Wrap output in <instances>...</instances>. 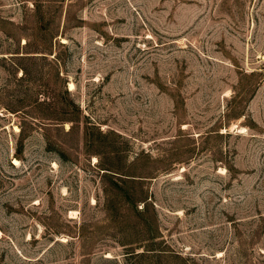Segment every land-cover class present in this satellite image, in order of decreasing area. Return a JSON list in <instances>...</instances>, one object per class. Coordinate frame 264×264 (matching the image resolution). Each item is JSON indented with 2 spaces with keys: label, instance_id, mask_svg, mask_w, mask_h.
<instances>
[{
  "label": "rangeland",
  "instance_id": "374dc122",
  "mask_svg": "<svg viewBox=\"0 0 264 264\" xmlns=\"http://www.w3.org/2000/svg\"><path fill=\"white\" fill-rule=\"evenodd\" d=\"M0 264H264V0H0Z\"/></svg>",
  "mask_w": 264,
  "mask_h": 264
},
{
  "label": "trees",
  "instance_id": "16d2710c",
  "mask_svg": "<svg viewBox=\"0 0 264 264\" xmlns=\"http://www.w3.org/2000/svg\"><path fill=\"white\" fill-rule=\"evenodd\" d=\"M65 91L67 92L66 89H65ZM17 151L19 152V151H20V148H18ZM147 252H149V251H147ZM143 253H144V252H138V253H135V254H141V255H143ZM144 254H149V253H144Z\"/></svg>",
  "mask_w": 264,
  "mask_h": 264
},
{
  "label": "bare ground",
  "instance_id": "6f19581e",
  "mask_svg": "<svg viewBox=\"0 0 264 264\" xmlns=\"http://www.w3.org/2000/svg\"><path fill=\"white\" fill-rule=\"evenodd\" d=\"M70 87H73V85H72V84H70Z\"/></svg>",
  "mask_w": 264,
  "mask_h": 264
}]
</instances>
